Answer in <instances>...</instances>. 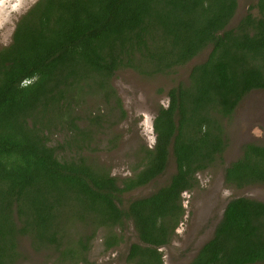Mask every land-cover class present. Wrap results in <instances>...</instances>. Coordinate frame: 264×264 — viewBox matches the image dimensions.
Returning <instances> with one entry per match:
<instances>
[{"label":"trees","instance_id":"obj_1","mask_svg":"<svg viewBox=\"0 0 264 264\" xmlns=\"http://www.w3.org/2000/svg\"><path fill=\"white\" fill-rule=\"evenodd\" d=\"M237 10L238 0H38L19 18L0 50V264L16 262L26 236L35 250L51 247L60 262L77 261L89 237L72 246L70 229L124 221L139 240L127 262L163 264L161 249L183 219V193L222 160V120L249 93L264 91V0L229 27ZM206 50L187 83L167 92L168 105L153 120L154 147L133 176L119 180L84 156L104 122L89 113L90 127L80 126L75 109L84 99L113 102L124 118L111 85L117 71L173 74ZM54 132L64 138L50 146ZM170 152L169 181L123 208L122 195L164 174ZM223 180L238 190L264 186V145L244 144ZM104 244L117 241L110 236ZM257 263L264 264V202L231 198L188 264Z\"/></svg>","mask_w":264,"mask_h":264},{"label":"rangeland","instance_id":"obj_2","mask_svg":"<svg viewBox=\"0 0 264 264\" xmlns=\"http://www.w3.org/2000/svg\"><path fill=\"white\" fill-rule=\"evenodd\" d=\"M36 1L0 0V50L11 43L17 21ZM254 3L255 0H238V10L229 27H234L247 7ZM208 52L206 50L173 74L149 78L131 69L117 71L111 85L120 99L124 118L114 110L113 102L109 104L96 96L84 99L75 109L82 127H90L86 119L89 113L103 116L104 119L84 156L119 180L133 176L140 168L139 164L144 162L145 151L154 147L153 120L160 107H167V92L179 83L186 84L192 66L204 61ZM222 125L227 139L222 160L218 159L208 169L199 172L195 176L196 186L183 193V219L169 244L161 249L163 264H188L212 237L231 198L246 197L264 202V186L238 190L225 186L223 180L224 168L240 156L244 144L264 145V91H252L245 96L232 119L222 120ZM54 134L51 135L50 146L60 144L64 138L63 133ZM174 173L175 162L170 152L164 174L148 185L122 195V207L126 208L130 201L151 195L166 184ZM110 236L115 238L117 244L106 249L104 242ZM67 237L69 242L72 241L70 245L75 247L74 242L78 238L89 237L87 250L77 261L60 262L58 253L51 247L35 250L26 236L18 240L19 256L14 264H130L127 262L129 248L139 242L131 221H124L113 228L94 229L93 232L90 227H75L70 229ZM61 247L68 248L69 245L63 241Z\"/></svg>","mask_w":264,"mask_h":264},{"label":"clouds","instance_id":"obj_3","mask_svg":"<svg viewBox=\"0 0 264 264\" xmlns=\"http://www.w3.org/2000/svg\"><path fill=\"white\" fill-rule=\"evenodd\" d=\"M24 83V82H23Z\"/></svg>","mask_w":264,"mask_h":264}]
</instances>
